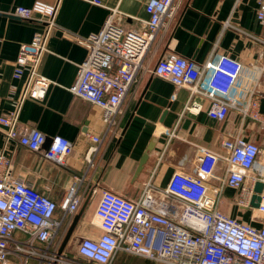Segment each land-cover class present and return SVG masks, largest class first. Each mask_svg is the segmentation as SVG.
<instances>
[{
    "label": "built area",
    "instance_id": "obj_1",
    "mask_svg": "<svg viewBox=\"0 0 264 264\" xmlns=\"http://www.w3.org/2000/svg\"><path fill=\"white\" fill-rule=\"evenodd\" d=\"M256 1L257 17L264 23V0ZM179 3L180 0H148L149 18L142 30L125 29L110 16L99 32L80 40L88 54L79 64L77 80L70 90L101 107L110 126L130 87L139 81L155 38L164 35L174 22ZM58 10L59 2L43 1L14 9L21 18L46 22V29L21 45L14 74L21 77L26 72L24 88L13 109L0 117L4 134V145L0 147V264H115L120 253L161 264H264V188L259 206L251 203L255 183L264 182V177L250 174L264 148L240 135L223 139L225 154L200 146L198 173L175 171L164 188L148 181L138 199L102 189L96 219L92 221L101 232L81 236L73 249L70 238L60 251L84 193L74 184L59 202L40 192L26 178L13 176L9 153L10 145L16 143L44 151L47 158L64 164L72 152L73 144L68 138L56 135L46 149L47 137L42 131L25 129L20 124L25 100L38 98L40 87L50 83L39 67L48 50L50 34L57 26ZM262 70L224 53H212L205 62H198L172 52L157 61L153 72L190 90L186 110L199 111L192 99L201 95L210 101L211 118L223 120L233 109L257 123L264 141L262 95L257 92ZM91 140V149L95 150L102 138L93 134ZM220 158L227 161L223 183L237 190V205L250 210L257 224L221 209L222 187L209 184Z\"/></svg>",
    "mask_w": 264,
    "mask_h": 264
},
{
    "label": "crops",
    "instance_id": "obj_2",
    "mask_svg": "<svg viewBox=\"0 0 264 264\" xmlns=\"http://www.w3.org/2000/svg\"><path fill=\"white\" fill-rule=\"evenodd\" d=\"M36 1L59 2L57 26L39 67L50 83L40 87L38 98L25 100L20 124L40 130L48 138L64 136L73 148L61 164L47 158L44 151L12 143V174L26 178L59 202L76 184L85 195L80 210L91 195L72 241L101 232L92 221L104 188L138 199L148 181L164 188L175 171L198 173V148L225 154L222 141L229 136L255 140L264 148L257 123L233 109L223 120L211 118L210 101L201 95L192 99L200 110H186L190 90L153 72L157 61L172 52L198 62H205L212 53H224L263 69L257 92L264 98V23L257 17L256 0H180L174 22L152 43L139 81L130 87L112 126L104 120L101 107L70 90L79 64L88 54L80 40L99 32L110 16L125 29L142 30L149 18L148 0H0V117L13 109L24 88L26 72L21 77L14 74L21 45L46 29V22L21 18L14 9ZM93 134L102 138L95 150L91 149ZM3 145L0 130V147ZM226 168L227 161L220 158L209 180L210 185L222 187L221 209L253 221L251 211L237 205V190L223 183ZM250 174L264 177V152ZM122 256L125 254L117 259Z\"/></svg>",
    "mask_w": 264,
    "mask_h": 264
},
{
    "label": "water",
    "instance_id": "obj_3",
    "mask_svg": "<svg viewBox=\"0 0 264 264\" xmlns=\"http://www.w3.org/2000/svg\"><path fill=\"white\" fill-rule=\"evenodd\" d=\"M261 111L264 112V98H262V101H261ZM51 141H52V138H48L47 137L45 145H44V147L46 149L49 148V146L51 144ZM263 188H264V182L263 181H257L255 183V187H254L255 193H254V195L252 197V202H251L254 207H258L259 206V202H260V199H261L260 193L262 192ZM90 197H91V195H89V197L85 201V203H84L82 209L79 211V213H77L75 215V217L73 219V222L71 223L70 227L68 228V231H67V233H66V235L64 237V240H63V242L61 244L60 251L64 250V248L68 244V242H69V240H70V238L72 236V233H73V231H74V229H75V227H76V225H77V223H78V221H79V219H80V217H81V215H82V213H83V211H84V209H85V207H86V205H87V203H88V201L90 199Z\"/></svg>",
    "mask_w": 264,
    "mask_h": 264
},
{
    "label": "rangeland",
    "instance_id": "obj_4",
    "mask_svg": "<svg viewBox=\"0 0 264 264\" xmlns=\"http://www.w3.org/2000/svg\"><path fill=\"white\" fill-rule=\"evenodd\" d=\"M78 241L70 240L69 245L70 248H75ZM69 248V247H68ZM18 264V263H15ZM115 264H161L155 261L146 260L145 257L139 255H127L122 256L116 260Z\"/></svg>",
    "mask_w": 264,
    "mask_h": 264
},
{
    "label": "trees",
    "instance_id": "obj_5",
    "mask_svg": "<svg viewBox=\"0 0 264 264\" xmlns=\"http://www.w3.org/2000/svg\"><path fill=\"white\" fill-rule=\"evenodd\" d=\"M121 254V253H120ZM120 254L118 255V257L120 256ZM125 254V256H127V255H132V254H127V253H124ZM117 257V258H118ZM146 260H149V261H153V260H150V259H147V258H145ZM117 260V259H116Z\"/></svg>",
    "mask_w": 264,
    "mask_h": 264
}]
</instances>
